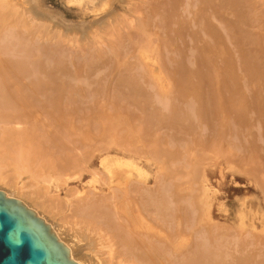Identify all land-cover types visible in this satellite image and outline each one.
<instances>
[{
    "label": "rangeland",
    "instance_id": "1",
    "mask_svg": "<svg viewBox=\"0 0 264 264\" xmlns=\"http://www.w3.org/2000/svg\"><path fill=\"white\" fill-rule=\"evenodd\" d=\"M202 1L0 0V62H8L11 69L13 100L23 94L22 99L30 104L21 112V122L9 124L7 131L15 132L20 139H14L29 150L36 149L39 139L52 145L45 149L52 153L56 149L71 160L81 159L84 153L86 170L69 185L83 192L94 191L91 173L93 169L105 173L100 162L107 157L134 161L148 171L152 190L164 185L168 212L164 220L143 215L151 228L162 230L169 238L163 240L171 247L170 260L175 261L171 264H177L179 254L198 256L199 264H264V78L252 79L242 70L243 47L233 41L228 27L239 20L235 10L230 3L225 6L227 0H210L206 17L230 48L240 88L234 92L237 86L233 84L232 92H223L230 102L223 112L210 109L209 95L200 104V96L186 91L185 85L198 83L193 73L199 67L198 50L210 41L204 21L195 18ZM239 11L249 19L244 29L256 39L245 41V52L264 67V2L247 0ZM188 69L190 78L186 73L184 77ZM241 100L246 106H239ZM239 110L244 112L239 115ZM222 119L224 123L218 125L216 121ZM128 141L134 152L127 147ZM61 148H65L63 153ZM163 151L171 157L160 160L167 162L165 169L159 162L166 157ZM44 161L39 159L37 166ZM157 177H163V182ZM103 191L109 192L106 185ZM125 203L117 202L118 220L130 225L138 215L128 219L127 213L135 211ZM52 222L70 242L77 243L89 264H132L111 236L85 228L61 213Z\"/></svg>",
    "mask_w": 264,
    "mask_h": 264
},
{
    "label": "bare ground",
    "instance_id": "2",
    "mask_svg": "<svg viewBox=\"0 0 264 264\" xmlns=\"http://www.w3.org/2000/svg\"><path fill=\"white\" fill-rule=\"evenodd\" d=\"M259 1L264 2V0H259ZM209 2H210V0H204L201 2V6L198 5L200 7H197L198 9H196V11H195L196 12L195 18L198 20L204 21L203 23H205L204 26L206 27V29H205L206 34H208L207 37L209 36L210 41H207V42H204L203 44H201L202 46H200L199 50H198L199 57L197 55L196 58H199V61H197V63L199 62L198 63L199 67L196 71L194 70L195 72H193V73H195V76L198 78V80H197L198 83L195 82L196 84L191 83V84L185 85V89H186V91L193 93L192 95L196 94L198 97L200 96V99H201L200 104H202L204 102V100H203L204 96L209 95L212 102H213V103H211L210 109H212L214 111H220V112L222 111L223 112L224 110L227 109L228 105L230 104V102L228 100H225V98L223 97V92L225 94V92H226L225 90H227V89H228V92H229V90L232 92V88L234 85L237 86L236 87L237 89H234V92L239 91L238 90L240 88V86L238 87L239 76L236 73L234 62L232 61L233 57L230 56L231 51L229 50L230 48L228 49V47H227L228 44L226 45V40L224 39L223 35L218 31V29H216L214 24L211 23V21L208 20V18L206 17V9L208 8ZM225 2L226 1L224 0V3ZM213 3H215V2H213ZM226 3H225V6L227 5L229 7V5H230L231 9L235 10V12L237 13V16L239 17V20H237V21L234 20L233 23L231 22L232 24H229V25L226 24V25H228V27H230V30L233 31V34H234L233 39L234 40L233 39L232 40L239 43L243 47V50L240 53L241 54L240 58H241L242 70L246 73V75L248 77H251L252 79L257 78V79L261 80V78L262 79L264 78L263 64L258 59L253 60L252 59L253 57L251 56V54L249 53L250 55H248V52L247 51L245 52V49H244L245 41H247L248 39L249 40L251 39L254 41L256 40V39H252V37L253 38H255V37L250 35L249 32H247L244 29L245 27H243V25L244 26L248 25L247 23L249 22V19H247L248 17H246V15H245L246 13H243V12L241 13L239 11L240 5H241V9H242V7H244V5L247 3V0H227ZM211 4H212V2H211ZM213 6L215 7L214 4H213ZM216 6H217V4H216ZM222 6H224V5H222ZM184 7H185V5L183 6V8ZM172 8H174L173 5H172ZM216 10H217V8H216ZM217 13H218V10H217ZM220 13H221V11H220ZM209 14H212V13H209ZM209 14H208V16H209ZM225 14H226V12H225ZM248 15L250 16L249 18H251V19L253 18L252 15H250V14H248ZM237 16H235V17H237ZM176 17H175V19H176ZM195 18H192V19H195ZM171 20H172V18H171ZM20 21H22L21 23H26V21H24L22 19ZM235 21H236V23H235ZM18 23H19V21L15 22V24H13V25L17 26V25H19ZM191 23L193 24L194 22L192 21ZM201 27H202V25H201ZM181 28H183V27H181ZM186 28H188L187 24H186L185 29ZM222 28H224V27H222ZM222 31H224V30H222ZM229 34H230V32H229ZM263 34H261V35H263ZM203 35H205V34H203ZM224 36H226V35H224ZM250 36H251V38H250ZM256 38H257V36H256ZM257 39H259V38H257ZM249 40H248V42L251 41V40L250 41ZM257 41H259V40H257ZM233 45H235V44H233ZM230 47H232V45ZM236 56H237V54H236ZM249 56L252 60L249 59ZM139 58H140V55H139ZM120 63H121V60H120ZM143 64H145V63H143ZM10 70L11 69L9 67L8 62H4V61L0 62V191H3L8 197L15 198V199L21 201L27 208L34 210L37 213L38 217L44 219L47 224H50L51 230H54V232L56 233V236L59 238V241L62 242L67 248L70 249L71 259L74 262H77L78 264H89V262L78 251L77 243L74 241L70 242L66 238V234L64 232H61L60 228L55 227V225L53 224L52 219L56 218L57 214H59V213H61L63 216L65 215V216L71 217V219L76 221L77 224L80 223V224H83L84 226H86L85 228H89L93 231L97 230L98 232H102L105 235L111 236L112 239L118 241L121 244V246L124 249V255H126L128 258V259H126V261L131 262L132 264H171V261H173V259L170 260L171 257L169 256L171 247L169 244L165 243L163 240V239H169V238L167 237V235L162 230H159L158 232H156L157 231L156 229L151 228L150 223H148L147 220H145L146 219L144 217L145 215H143L145 212L146 215L151 216V217H152V215L160 216L162 218L164 216H167V212H168V207H167V202H166L167 197H166V194L164 192L165 189L162 188V186H164V185H162V186L159 185V187H157L155 190H152L149 187L150 175H149L148 171L142 170L141 167L134 161H126L125 160L126 162H124V161L122 162L121 161L122 159H120V157H116L118 159L112 158V159H115L113 161H112V159L108 160V157L105 154L107 158L102 159V161L101 162L99 161V162L104 167L106 172L103 173L100 170L93 169V171L91 173L92 179H91L90 183L93 185L92 188H94V191L92 193H87V191L83 192V191L79 190L78 188H76L75 186H69L71 181L78 180L82 177V171L84 170L83 165L85 163V160L83 159L84 153H83V157L81 156L82 157L81 159H79L80 158L79 157L78 159L74 158L71 160V156H68V155L62 156L60 153L55 152L56 149H55L54 153H52L53 151L50 152L51 150L49 151V150L45 149V147H46V145H48L49 141H47L46 144H44V143L38 142L39 139L37 141L36 149L35 150H29L31 148L28 149L27 146H21L20 144H18L19 141L15 140V139L16 138L20 139V138H19V136L16 135L15 132L11 133V134L8 133V131H7L8 125L11 123L21 122V121H19V119H21V116L23 115V113H22V115H20L21 112L22 111L24 112V110L27 108V105H30L28 103L26 104L25 99L24 100L22 99V98H24V96H22L23 94H21L19 96L17 95L18 97L17 98L15 97L13 100V98H12L13 96L11 95L13 93H10V90L12 91V88L10 89V87H11L10 78L12 79V76L10 75V73H11ZM188 71L190 72L189 69L187 70V72H184V77L188 73ZM54 73H56V71ZM65 73L67 74V72H65ZM188 75L190 76V73L187 74L188 78H190L192 76L191 75L189 77ZM16 76H18V75H16ZM56 81H59V80H56ZM263 81H264V79H263ZM263 81H262V84H263ZM15 83H17V82H15ZM134 83L132 82V84H134ZM67 84H69V83H67ZM56 85H57V83H56ZM56 85L54 88L58 89L57 86L59 84L57 86ZM136 85H134V87ZM51 86H52V83H51ZM231 86H232V88H231ZM245 86H244V89L246 90ZM25 87H23V88H25ZM135 88H138V87L136 86ZM257 88H258V86H257ZM19 90H21V89L19 88ZM241 91H242V89H241ZM19 92L20 91H18L17 94ZM205 98H207V97H205ZM21 99H22V101H20ZM167 101H169V100L167 99ZM228 102H229V104H228ZM165 103H166V101H165ZM239 104H240L239 106H243V104H244L243 100H241L239 102ZM237 105H235V106H237ZM204 107L206 108L207 105H205ZM165 109L166 110L168 109L167 105H166ZM231 111H233V110H231ZM239 112H241V113H238V111H237V113L240 115L244 111L242 112V110H239ZM235 113H236V110H235ZM160 114H161V112H160ZM32 115H30V117ZM208 115H209V113H208ZM232 115L234 116V113ZM239 115H237V116H239ZM25 116H27V115H25ZM160 116L162 117V115H160ZM198 116H200V115H198ZM30 117H29V119H30ZM32 117H34V116H32ZM240 117H242V115ZM234 118H236V117H234ZM23 119H24V117H23ZM24 120H26V119H24ZM210 120H212V119H210ZM222 120L216 121L217 123L219 122L218 125L219 124L222 125L224 123V120L223 121ZM237 122H238V120H237ZM30 123H31V121H30ZM35 125H37V124H35ZM36 127L37 126H35L34 130L36 129ZM219 127L221 128V126H219ZM32 130L33 129H31V131ZM96 131H98V130H96ZM38 132H40V131H38ZM223 132L224 131L220 129V134ZM100 134L102 136V133H100ZM220 136H218V137H220ZM31 138L33 139V137H31ZM46 138H47V136H46ZM98 138L100 141L101 137L98 136ZM127 139H128V137H127ZM43 141H45V139ZM102 141H104V140H102ZM128 142H129V145L127 144L128 145L127 147L130 146L132 149V146H131L132 143L130 144V141H128ZM21 144H23V143H21ZM50 144H54V146H55L56 143L54 142V140H51ZM101 144H103V143H101ZM116 145L119 146L121 144H116ZM123 145H125V143ZM48 146H51V149H52V145H48ZM59 146H61V145H59ZM59 146H58V148H60ZM103 146H105V145H103ZM61 147H63V146H61ZM108 147L111 148V146H109V145H108ZM108 147H105V148H108ZM56 148H57V146H56ZM80 148H82V146ZM122 148H124V147H122ZM126 148H124L123 151H125ZM49 149H50V147H49ZM63 149H65V148H63ZM63 149L61 148V152ZM102 149H103V147L101 149H99V151ZM118 149H120V148H117V150ZM77 150L78 149H75V151H77ZM108 150H109V148H108ZM57 151L60 152V149H58ZM64 151L66 152V150H64ZM68 151H69V149H68ZM103 151L105 152V149ZM103 151H101V152H103ZM132 151H133V149H132ZM78 152L79 151H77V153ZM84 152H85V150H84ZM88 152H89V150H88ZM128 153H130V152H128ZM88 154L90 155V153H88ZM108 155H109V153H108ZM133 155H135V154H133ZM162 155L166 156V157H163V158L158 157V158H159L160 164H163L161 168L165 169L166 165L164 163H167V162L163 163L161 161L163 159L168 160V158H171V157H168L166 153H165V155L164 154H162ZM168 155H169V153H168ZM78 156H76V157H78ZM91 156H93V155H90V157ZM42 157L45 158V161L40 166H37L36 163ZM72 157H74V156L72 155ZM85 157L87 158V156H85ZM110 157H111V154H110ZM126 157H129V156H126ZM91 158H93V157H91ZM130 158H131V155H130ZM133 158H134V156H133ZM158 158H156V159H158ZM134 159L137 160V157ZM188 159H189V156H188ZM86 162H88V161L86 160ZM89 162H90V160H89ZM138 162H140V161H138ZM141 164H143V163H141ZM85 168H88V166ZM187 169L188 168H186V170ZM28 171H30V172L28 173ZM88 171H89V169H88ZM172 171H176V170L173 169ZM160 172L159 173L157 172V174H160ZM162 172H164V171L162 170ZM85 173H87V172H85ZM166 174H167V171H166V173H164V175H166ZM175 174H174V176H175ZM157 176H159V175H157ZM158 179H159V181L163 182V180H162L163 177H159ZM158 179H157V181H158ZM159 181H158V183H159ZM105 185L108 187L109 192L103 191V187ZM120 200H124V202H126L125 204H126L127 209H128V207H132L135 211V212L131 213V215H129L130 212L127 213L128 219H129V217H134V215H135L134 213H137V215H138V219H137V217H135L136 221L134 220L132 222V224H130V225L125 224L121 219L118 220L119 219V210H118L117 202ZM123 206H124V204H123ZM127 209H126V212H127ZM123 212H122V214L124 215L126 212L125 213H123ZM127 214H125V217H127L126 216ZM163 220H164V218H163ZM130 221H132V220L130 219ZM178 246H181V243H178ZM176 252L178 253L180 251L177 250ZM179 255H181L182 257L181 256L175 257L176 259L178 258V260H176L177 264H199L198 256H192L190 258H185L186 257L185 254L184 255L179 254ZM173 262H175V261H173ZM246 263L248 264V262H246ZM239 264H244V263L239 262Z\"/></svg>",
    "mask_w": 264,
    "mask_h": 264
},
{
    "label": "water",
    "instance_id": "3",
    "mask_svg": "<svg viewBox=\"0 0 264 264\" xmlns=\"http://www.w3.org/2000/svg\"><path fill=\"white\" fill-rule=\"evenodd\" d=\"M0 264H78L51 230L21 201L0 191Z\"/></svg>",
    "mask_w": 264,
    "mask_h": 264
}]
</instances>
